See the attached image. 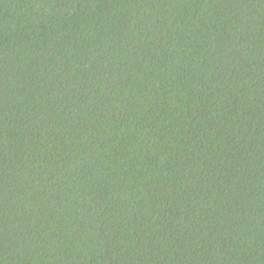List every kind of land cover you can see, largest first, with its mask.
<instances>
[{"label": "trees", "instance_id": "1", "mask_svg": "<svg viewBox=\"0 0 264 264\" xmlns=\"http://www.w3.org/2000/svg\"><path fill=\"white\" fill-rule=\"evenodd\" d=\"M0 264H264V0H0Z\"/></svg>", "mask_w": 264, "mask_h": 264}]
</instances>
